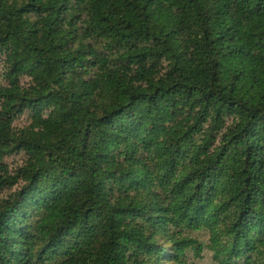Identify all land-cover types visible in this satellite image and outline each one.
<instances>
[{
	"label": "trees",
	"instance_id": "1",
	"mask_svg": "<svg viewBox=\"0 0 264 264\" xmlns=\"http://www.w3.org/2000/svg\"><path fill=\"white\" fill-rule=\"evenodd\" d=\"M4 193L0 264H264V0H0Z\"/></svg>",
	"mask_w": 264,
	"mask_h": 264
},
{
	"label": "rangeland",
	"instance_id": "2",
	"mask_svg": "<svg viewBox=\"0 0 264 264\" xmlns=\"http://www.w3.org/2000/svg\"><path fill=\"white\" fill-rule=\"evenodd\" d=\"M28 124H29L28 115H24L22 118H20L16 122V125L19 128H21L25 125H28ZM23 158H24V155L21 154V155H17V156L15 155L13 157L7 158L5 161H6V163H8L11 166V169H16L17 167L22 165ZM5 195H6V193L0 194V199L5 197ZM200 237L204 241H206L208 239L205 234L201 235ZM192 260H194V264H219V262L213 258V254L208 248L205 249L201 258L193 259V257H192Z\"/></svg>",
	"mask_w": 264,
	"mask_h": 264
}]
</instances>
